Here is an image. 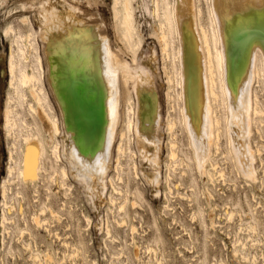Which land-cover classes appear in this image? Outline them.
Here are the masks:
<instances>
[{"label":"bare ground","instance_id":"6f19581e","mask_svg":"<svg viewBox=\"0 0 264 264\" xmlns=\"http://www.w3.org/2000/svg\"><path fill=\"white\" fill-rule=\"evenodd\" d=\"M132 1L112 0L117 40L132 54L130 60L124 57L120 45L116 50L107 34L95 28L89 33L88 40L76 41L71 46L60 48L59 51L63 52V56L61 55V61H58L63 65L68 64L74 71L75 77L73 83L75 86L70 88V85L67 87L63 81H55L50 76L52 93L60 113L55 112L45 93L43 58L35 44L34 40L37 38H34V32L27 35V44H19L23 37L21 34L14 40L17 48L15 52L11 50L8 60L9 84L13 89V95L8 97L6 109L2 113L3 128H6L8 135L13 137L9 154L10 162L7 167L8 178L2 183L4 210L1 214L0 226L3 234L8 232L7 224L12 221L6 210H17L16 205L9 201V183H15L17 187L20 182L24 186H35L38 181L49 180L48 192L41 201L38 190H34L36 193L34 198H37L39 207L32 213V226L38 231L43 230L50 238L52 236L60 240H62L60 234L51 229V222L54 224L55 221H61L60 210L64 209L66 203L58 199V195L62 194L65 197L69 194L67 191L72 184L69 185L67 180L70 175L81 184L89 201L96 208L107 186L110 185L111 190L106 199L126 216L116 221L118 227L127 225L129 205L133 209L142 206L143 198L140 190L131 188L133 180L131 168L134 171V178L147 182L155 192L158 191L162 176L160 155L162 141L159 131L162 128L163 116L155 87L157 67L153 56H150L145 64L136 57V51L142 45V38L137 35V28L134 25ZM199 1H153L154 16L159 20L154 35L166 62L163 67L167 85L165 98L170 108L164 130L172 138L169 141L166 163V169L169 170L166 174V184L170 195L168 193L164 195L167 202L163 206L164 214L165 210L173 209L168 203L169 196L175 194L170 183L171 170H176L173 168L176 164L188 168L187 162L190 161V158L182 156L177 150L175 130L179 122L186 130L195 167L201 177L207 176L212 184L218 179L225 182V169L220 167L213 157L220 154L227 158L226 154L229 153L228 155H233L237 172L247 183L259 179L255 160L257 154L260 155L261 152L259 148L253 150L252 136L255 127L259 138H264L261 128L264 126V105L261 104L257 92V90L264 92V0H204L205 7H201L200 3L203 2L199 3ZM42 19L41 30L45 37H50L48 41H51L54 32L64 34L73 26L71 23L75 22L71 11L60 12L53 6L42 11ZM26 21L27 18H23V22ZM91 41L96 43L94 45L96 48L89 43ZM81 47L84 50L83 55L72 54L74 48ZM50 49L49 64L52 66L57 58L54 56L53 48ZM87 59L92 63L94 69H91V66L90 69L93 74L90 71L83 73L88 64ZM37 63L42 72L38 70ZM93 75L98 78L95 79L100 81V84L95 82ZM91 77L92 82H88ZM81 78L85 80L83 85H87L86 88L91 87L90 91L87 89L88 99L96 101V104L91 105L92 102L89 104V100L84 97L83 101L80 100L83 87L82 83H79ZM25 88L31 97L28 103V110L34 117L31 124L25 119L22 111V105L27 97ZM145 94L152 95L151 102L146 100ZM86 107H90L89 110L88 108L86 110ZM92 109L95 112L91 111L92 116L89 119L93 123L90 128L85 125L84 121L87 118L83 114L82 119L80 118L83 123L81 124L78 118L81 125L77 126L75 111L77 114L90 112ZM171 111L179 114L180 118L172 116ZM145 122H148L149 131L144 126ZM22 129H25L26 133H21ZM223 134L227 136L228 151H223L221 148ZM21 137L24 139V148L20 155ZM132 142L135 149L132 148ZM47 145L50 147L52 161L48 157ZM135 159L148 164L149 171L142 170ZM113 162L116 177L110 176L109 173ZM208 166L215 174L209 172ZM115 179L121 182V185L123 183V186L116 184ZM193 184L190 183L189 186L191 193L185 194L189 202L196 200ZM52 185H55V191L51 189ZM177 193L181 195L180 192L176 191ZM14 195L19 198L18 201L25 198L19 187ZM204 195L211 204L214 200L213 191L206 187ZM56 198L58 200H55ZM53 202L59 203L58 210L54 208ZM215 207L217 206L214 203L211 204L208 214L212 229L217 226ZM19 210L21 212L22 208ZM235 213V209H229L226 213L227 219L234 217ZM251 213V221L248 225L250 229L246 225L245 227L248 231L255 232L257 219L254 211ZM192 215V218L196 219V213ZM84 218L87 224L92 221L89 216L85 215ZM173 221L175 222L174 217ZM250 223L254 225L250 226ZM104 228L108 237L113 238V241L118 240V236L113 234L108 222ZM241 230L243 227L239 231ZM130 231L136 247L135 224H131ZM25 232L31 238L36 235L28 226L23 228L20 234L23 235ZM235 238L232 242L233 254L241 256V262L256 264L258 257L255 253L252 257L248 252L240 253L238 246L246 249L247 242L240 236ZM249 238L252 241L251 246L261 245L260 241L251 236ZM26 247L31 249L32 246L27 244ZM75 248L72 256L74 254L79 256L81 248L79 246ZM123 252L121 250L117 256L123 255ZM42 256L43 259L38 254L32 253V264H48L53 259L48 249ZM134 256L141 260L139 251H135ZM261 257L264 264V253ZM111 264L117 263L113 261ZM198 264H206L205 259ZM217 264L225 263L219 261Z\"/></svg>","mask_w":264,"mask_h":264},{"label":"rangeland","instance_id":"374dc122","mask_svg":"<svg viewBox=\"0 0 264 264\" xmlns=\"http://www.w3.org/2000/svg\"><path fill=\"white\" fill-rule=\"evenodd\" d=\"M153 1L154 0H133L132 6L134 9V25L137 28V35L142 38V45L139 50H137L138 53L136 51V57L142 64H145L149 57L153 56L155 58V66L157 67L155 87L163 116L162 128L159 131V136H161L160 138L162 141L160 151L162 176L158 191L155 192L147 182L134 178V171L131 168V175L133 176L131 188L132 190L135 188L140 190L143 198L142 206L133 209L129 205L127 208V225L118 227L116 221L126 216L118 211L116 206L113 207L109 204L107 197L111 190L110 185L107 186V190L103 193L101 202L98 201L100 204L96 208L89 201L81 184L76 182L70 175L67 180L69 185L72 184L70 190L67 191L70 195L67 194L69 196H65L67 199L62 194L58 195V199H62L66 203L64 209L60 210L62 215L61 221H55L54 224L51 222V229L60 234L62 239L60 240L52 236L50 238L43 230L38 231L32 226V213L39 207L37 198H34L36 194L34 190H38L41 201L48 192L49 180L46 179L45 181L44 179L38 181L37 183L39 185L36 184L37 186H24L20 182L18 187L23 191L25 197L22 201H18L19 198L14 195V192L18 188L17 185H15V183H9V201L16 205L17 210L9 211L5 209L8 217H10L12 221L7 224L8 232L5 234H3L0 226V264H32V253L38 254L39 257L43 259L42 255L47 249L51 251V255L53 256V259H51L48 264H111L113 261L117 264H198L204 259L206 264H217L219 261L225 264H251V262H241V256H235L233 254L232 242L236 239L235 237L238 238L239 236L244 239L248 245L246 249L242 246H238L240 253L248 252L250 253V257L255 253L258 257L255 263L262 264L261 254L264 253V138H259L258 133L255 132V127H253L252 145L254 148L253 150L259 148L261 152L260 155L257 154L255 160L259 179L256 182L247 183L241 174L237 172L233 155L230 154V156L228 153L226 154L227 158L220 154L213 157L214 161H217L219 163L218 165L225 169L226 181L223 182L218 179L212 184L209 182L207 176L201 177L198 174L191 151L192 149H190L191 147H189L188 144L189 141L186 135L187 133L185 132L186 130L181 122H179L175 130L177 135L175 136V140L178 143L177 150L182 156L184 155L190 158V161L187 163L189 167L191 166L190 171H192L190 172L189 167L187 168V166H183L182 164L180 165L182 167L178 164L173 167L176 168V170H171L173 174L171 173L170 183L175 194H172L174 197L172 195L169 196L168 202L173 209L169 208L165 210V214L163 213V206L167 203L164 195L167 193L170 195L166 184V174H168L169 171L166 169V163L168 162L169 141L172 140V138L166 130H164L170 108L165 98L167 85L165 83L163 67L166 65V62L163 60L160 45L154 35L159 20L154 16ZM170 1L172 2L173 0ZM200 1L203 3H200ZM200 1V6L205 7V1ZM51 6L57 8L60 12L63 10L71 11L75 22L71 23L73 26L69 27V30L64 34L54 32L51 36V41H48L50 37H45L41 30L43 27L42 11L44 9H51ZM23 18H27V21L23 22ZM94 28L95 30L100 29V31L102 30L105 32L107 37L111 40V45H113L116 50L121 46V50L125 55H123L124 57L129 58V60L132 58V54L117 40L112 15V0H0V218L4 210L2 183L4 179L8 178L7 167L10 162L9 154L13 143V137L8 135L6 128H3L2 113L6 109L8 97L13 95V89L10 88L9 84L10 75L8 60L11 50L15 52L17 48L14 40L21 34L23 37L20 39L19 44H27V35L32 31L34 32V38H37V40H34L35 44L38 46L43 58V84L45 93L48 97V101L50 100L52 107L55 109V112L58 113L59 108L52 93V86L49 81L50 76L53 77L55 81H63V83L67 84V87L68 85H70V88L75 86V84H73L75 81V77L73 76L74 71L68 64L63 65L59 62L63 54V52L61 51L60 53L59 50L62 46H71L75 44L76 41L84 42L88 40L87 37ZM36 34L38 35L37 37ZM92 41L89 43L96 48L94 46L96 43H92ZM50 48H53L52 51H54V56L57 58L52 66L49 64ZM83 53V47L74 48L72 50L73 55H83ZM51 54L52 53H50V56ZM65 55L66 54H64V56ZM27 56L29 58V52ZM87 63L89 65H86L83 73L90 71L93 74L94 72L91 70L93 68L92 63H89L88 59ZM167 66H169L168 63ZM37 68L42 72L38 63ZM95 78L96 76L94 79ZM96 79L95 82L97 81ZM80 80L79 83L83 85V81L85 80L82 78ZM92 80L93 78L91 77L87 81L92 82ZM96 83L100 84V81ZM83 87L80 100L83 101L84 97L86 100H89V104L91 102V105L94 103L96 104V101L88 99L87 97L91 87L86 88L87 85L85 84ZM87 89L89 90L88 92ZM24 92L27 94V97L26 101L24 100L26 104L24 102V105H22L23 108L25 106V109L22 108V111L25 119L31 124L34 118L32 113L28 110V103L31 101V97L26 88ZM257 92L261 104L264 105V92L258 90ZM150 95L151 94H145V96H147L146 100L149 102L153 99L152 95ZM78 105L81 106V104ZM87 108L88 107L85 109L87 110ZM91 111L93 113L95 112L92 109L90 112H78V115V113L76 114L77 111H75L74 116L76 117L75 122L78 124L77 126L83 123V121L80 120L83 114V116L87 118V120L84 118V123L87 125V128H90L89 126L93 123L92 120L89 119L92 116ZM170 114L180 118L179 114L176 112L171 111ZM219 114L222 115V113ZM258 118L263 119V117ZM147 125L148 122H145L144 126H146L147 131H149L150 128ZM261 128L264 135V126ZM21 133H26L25 129H22ZM61 137L62 136H60V139H62ZM20 139L19 146L21 149L19 153L21 155V150L24 148V139L23 137ZM221 141L222 150L228 151L226 134L222 135ZM132 148L135 149L133 142ZM49 150L50 147L47 145L48 157H50L52 161ZM49 160L50 159H48V162ZM135 161L139 163L142 170L146 172L149 171L148 164L140 161V159H135ZM208 168L209 172L215 174L210 166H208ZM173 170L175 171L173 172ZM109 173L110 176L116 177L114 162L111 164ZM190 177L195 180V183ZM115 183L119 186H123V183L121 185V182L117 179H115ZM190 183H194L193 185L195 186L196 200L194 202H189V199H187L188 197L185 196V194L191 193L189 187ZM206 187L214 193V200L211 204L214 203L217 206L214 210L217 226L213 229L210 227L211 221L208 216L211 204L207 202L204 195ZM54 188L55 185H52L51 189L55 191ZM176 191L180 192L181 195L183 194V196L178 193L176 194ZM58 199L56 198L55 200ZM58 205V202H53V206L56 210H58ZM21 208L22 210L20 212L19 209ZM229 209H235L236 213L234 217H232L233 219L231 218L228 220L226 213ZM250 210L254 211V216L257 219L255 232H253V230L248 231V229H250L248 225L252 216V211ZM194 213L197 215L196 219L192 218V214ZM85 215L89 216L92 220L88 224L86 218H84ZM133 216L135 217L132 218ZM173 217L175 218V222L173 221ZM106 222L110 224L113 234L118 236L117 241H113V238L106 235V230L104 228L106 227ZM131 224H135L137 227V232L134 234L137 242V249L133 243L130 231ZM251 224L253 223H250V226ZM27 226L36 234L34 238H31L27 232L23 235L20 234L21 230ZM239 227H243V230L239 231ZM249 236L260 241L261 245L257 244L251 246L252 241ZM46 239H48V241H46ZM45 242H47L48 245ZM27 244L32 246L31 249L26 247ZM77 246L81 248L80 255L74 256V254L72 256ZM121 250L124 251V254H119L120 256L118 257L117 255ZM135 251H139L141 260L134 256Z\"/></svg>","mask_w":264,"mask_h":264},{"label":"snow or ice","instance_id":"6c2138e0","mask_svg":"<svg viewBox=\"0 0 264 264\" xmlns=\"http://www.w3.org/2000/svg\"><path fill=\"white\" fill-rule=\"evenodd\" d=\"M249 111H250V108H249Z\"/></svg>","mask_w":264,"mask_h":264}]
</instances>
